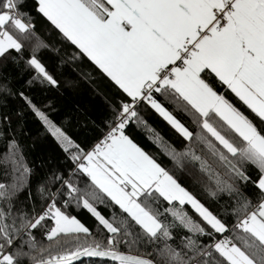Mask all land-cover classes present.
Returning <instances> with one entry per match:
<instances>
[{
    "label": "snow or ice",
    "instance_id": "obj_1",
    "mask_svg": "<svg viewBox=\"0 0 264 264\" xmlns=\"http://www.w3.org/2000/svg\"><path fill=\"white\" fill-rule=\"evenodd\" d=\"M0 264H264V0H0Z\"/></svg>",
    "mask_w": 264,
    "mask_h": 264
},
{
    "label": "trees",
    "instance_id": "obj_2",
    "mask_svg": "<svg viewBox=\"0 0 264 264\" xmlns=\"http://www.w3.org/2000/svg\"><path fill=\"white\" fill-rule=\"evenodd\" d=\"M75 78V74H71ZM41 99H46L41 97ZM56 106L60 109L59 117H71L72 124L75 125L77 119L84 120L91 117L99 121L103 115L104 105L100 97L94 95L87 84L82 83L76 91H65L63 96L52 97ZM78 109V111H77ZM29 127H33L31 124ZM161 127H163L161 125ZM165 132L167 131L164 129ZM35 134V129H33ZM30 143V142H29ZM46 143L38 141L34 148V155H40L46 150ZM82 219H86V214H82Z\"/></svg>",
    "mask_w": 264,
    "mask_h": 264
}]
</instances>
